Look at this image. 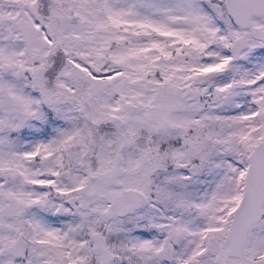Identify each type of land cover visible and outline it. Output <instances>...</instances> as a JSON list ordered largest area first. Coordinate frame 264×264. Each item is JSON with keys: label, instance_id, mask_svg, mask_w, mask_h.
<instances>
[{"label": "snow or ice", "instance_id": "obj_1", "mask_svg": "<svg viewBox=\"0 0 264 264\" xmlns=\"http://www.w3.org/2000/svg\"><path fill=\"white\" fill-rule=\"evenodd\" d=\"M0 264H264V0H0Z\"/></svg>", "mask_w": 264, "mask_h": 264}]
</instances>
